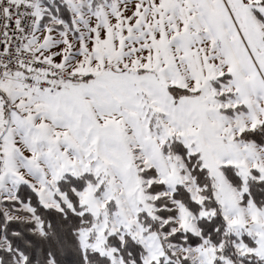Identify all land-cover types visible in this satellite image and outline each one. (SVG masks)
<instances>
[{
	"label": "snow or ice",
	"instance_id": "snow-or-ice-1",
	"mask_svg": "<svg viewBox=\"0 0 264 264\" xmlns=\"http://www.w3.org/2000/svg\"><path fill=\"white\" fill-rule=\"evenodd\" d=\"M0 264H264V0H0Z\"/></svg>",
	"mask_w": 264,
	"mask_h": 264
}]
</instances>
